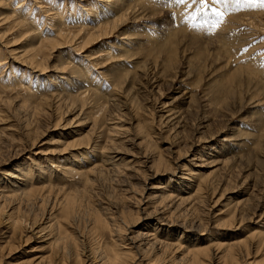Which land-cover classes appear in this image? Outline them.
<instances>
[{
    "label": "rangeland",
    "instance_id": "374dc122",
    "mask_svg": "<svg viewBox=\"0 0 264 264\" xmlns=\"http://www.w3.org/2000/svg\"><path fill=\"white\" fill-rule=\"evenodd\" d=\"M17 1L18 0H11V1L10 0H0V17H2L5 13L8 14L10 5L11 4L16 5ZM20 1L22 5L21 8L25 9V11L23 12L24 13L28 12V15H31V18H32L31 20L33 22L32 24L31 23L30 24L36 25L40 28L42 27L44 29L43 34L46 31L50 32L49 34H47L48 39H47V42H45L46 43L45 46L49 48L47 50L48 56L50 57L53 56V58H49L48 61L46 62L47 72L43 74L39 73L38 76L32 74L31 82L37 83L38 85L37 88L49 86L50 88L53 89L54 87H57L53 85L54 83L60 82V78H58V75H60V73L57 71L60 69L62 62L64 61L65 58L69 56H70V59H74L75 57H78L77 56L79 55L78 49L73 48L78 54L70 53V52L72 51L71 48L80 42L84 43V47H86L84 49L85 52L82 51L83 53H81V55L89 54L92 60H95L97 62V66L95 68L96 70H93L94 69L93 68L91 70V72L93 71V73L89 75V77H93L95 78V80H98L100 82V86H103V87H104V84L106 83L105 82L106 80L117 78L124 71L131 70V72L132 71L136 72L138 70L146 69L149 64L145 62L144 58L147 57L148 53L150 57L152 55L151 58L157 60V62H159L160 59L161 61L164 60L165 57L167 58L168 56H170L169 54L172 55L173 53L174 57L176 56L175 58L176 71L180 73L181 71H186L188 68H190L191 72L188 70L186 71L187 73L191 74L190 76L191 78L189 77L187 81L188 83H190L189 85H192L191 88L195 90L196 92L195 94L198 96V97L196 96L198 98L197 100L198 102L196 101L197 103H195V106H196L194 107L195 110L187 115L184 127L179 129L180 131L177 130L179 131L177 134L178 136H174L173 135L174 133H171L167 136V138H164V135H166L165 134L166 130L164 129L160 130L159 128H157L158 126L156 125L154 119L152 118V114H153L152 105L154 104V101L150 99V97L148 98V95L141 91L142 89L137 91V93L133 95L135 99L132 97L133 100L132 98H130L131 101H129L128 99V102H125V104L123 103L121 104V102L117 104L118 106L122 105L118 108V110L123 113L121 124L127 126V131L129 130L127 134L128 135L130 134L129 135L130 140L132 138V141H129V142L123 141L122 142L123 144L118 143V147L120 148L118 149L121 151L122 156L124 155H127L128 157H130L131 155L138 156L139 153H141L143 147L141 145H137V142L139 143V140H141L140 136L143 135L145 131L148 132V130H149V133L152 134V139L154 137L153 140L155 143H156L155 139H157V144L155 146L156 148L153 149L152 147L151 149L152 155L153 153L155 155L157 154L158 151H162L164 155H167L168 157H171V158H173L172 156H175V154L172 153L171 151L177 150L178 145L179 146L185 145L183 147V150H185V152H186V149L188 150L187 152L189 154L188 155L189 158L193 157L194 155H197L204 148H200V147L198 148L193 145L190 146L191 144H193L192 141L198 140V136L199 138L201 137L204 138V137H207V135L208 136L214 135V133H216L220 129L223 131L219 133L217 137L218 139H216L212 147L220 146L222 143L220 139H223V138H226V139L229 138L230 142L232 143L237 142L238 144V145H231V146L224 148L225 152H229L231 155L232 154L235 155L234 163L236 162L238 166H235L233 170L231 171V173L228 175L227 174L221 175L220 173L215 174V177H217V179L219 178L221 179L218 180L219 181V183L217 184L218 186L216 185V188H215L216 190L214 192L213 200H215L218 196L221 199H218L219 206L215 208L214 213L215 214L220 213V209H221V213H222V210L224 211V213L218 214L216 218L214 217L213 219L214 221L213 220L205 221L206 217L204 216L207 215L206 214V209H207L206 203L203 204L206 209L203 208V205L199 207V209L201 210L198 209L199 213L198 212L196 213L198 214L197 215L198 217H195L196 214H193V213L191 214V216L190 214L185 215V212L180 214L179 209L174 210L171 216H167L168 213H165L164 215L160 214L159 216V213L157 212L158 210L154 211L152 209L153 208V206H151L152 204L143 205V207L142 208L140 207L139 211L136 214L134 213V211L137 208L134 205L136 204V202L134 201V197L138 195V194L136 195V193H140L139 191L140 189L142 191L144 190L143 191V197H144L146 193L150 194L151 192L159 191L158 190L159 188H154L156 187V185H158V183H162L159 181L164 180L165 184L170 189L169 191H173V193H176L179 195H186V192L190 190L191 187H186L189 185H182L180 183L182 182V180L180 178L176 179V177L174 176V172L173 173L171 172L173 171L172 170V165L174 166L173 163L169 164L170 166L169 173H165V175L159 178L154 177L151 179L148 178L146 180H145L144 173H142L141 169H139V167L137 166L136 167L134 166L135 168L133 167V169L137 171L138 175L135 172H133L135 171L133 169L123 170V171L121 170V172L119 169H117L119 170V172L117 173V170L116 171L114 170L116 166L114 167L112 166L113 170L111 172L109 171L108 174L105 175V177L107 176L106 178L105 177L100 178L99 182L98 180L95 181L94 183L96 184L93 183L94 186L92 185L89 186L86 189L87 191L85 190V193H81V194L78 193V196L83 197L82 198L84 201L83 204L86 206H81L84 208V209L82 208V211H81L83 216L81 215L80 220L78 217L77 220L74 222V225L76 227L72 223L68 222L67 220L66 221L64 220L63 218L64 214L62 210L56 207H54L51 210L52 214L55 215V218H58L60 221H62L61 224L63 226H66L67 229L73 230L75 232L74 235L77 237L74 240L76 244L70 248L71 254L66 255L67 257H65L64 259V264H67V263L87 264L85 262L86 260H88V257L86 258L84 257L85 250L97 245L96 242L99 241L100 239L96 237L93 238L91 235L89 236V233L86 230V223H87L86 220L88 217L87 213L90 212L91 206H92V209L98 210L100 214H102L103 212L104 213L106 212L108 214L109 212H112L113 210V213L117 215L115 212L119 213L120 212L119 210L121 209V211L123 210V212H121L120 215L123 216L125 220L127 218L126 216L130 214L128 217L129 219L127 218V221L131 220L130 218H132L131 220L132 222L134 221L135 217L138 218L137 219L138 221L136 220V224L131 225V229L128 230L129 235L134 234L136 230L141 229V228L142 229L148 228L149 230H152L154 229L153 226H155L157 227V229H159V233L162 234L164 237H169V239L173 238V240L179 237L180 238L179 241L182 244H186L191 241H199L203 243V245L205 246L209 245L210 250H211L210 253L214 252L213 250L214 247H212V245L210 244L215 242V240H220L221 237H219L218 235L221 236V234L224 233V230L225 232H227V230L229 229V232L236 233L237 236L240 235L239 237H244L248 235L250 232H252L255 228H257L258 230L264 228V217H259V213L264 211V200L263 202L259 203L258 210L255 212V215L251 217V220L244 223L241 227L237 229L236 228L230 229V228H227L226 226L225 227L217 226L218 223H222L221 220L229 217L230 213L228 212L229 211L228 208L230 207V205H232V203L238 197L242 195L241 190L242 191L246 190L244 189V186L245 187L250 186V188L245 191L246 193H249L252 189L251 195L249 196L251 197L250 201H252V203H255V202L257 203L258 201H260L261 198L264 199V158L255 161L256 162L255 164L253 163V160H251L252 162L249 159L247 160L248 158L247 156L250 154L249 152H251L255 148V141H256L255 139L256 138L258 139L260 137V133H262L261 132L262 128H264V85H259V88H258L257 85L255 84L249 85L247 81L244 80L243 77L241 78L243 74L245 75L244 73L245 67L241 71H238L237 74L235 75V76L238 75V77H235L232 75L234 71V67L230 68L229 65L228 66L226 65V61L228 59H231L234 65L236 64L243 65V66L248 65L252 69H254L255 71L254 73L264 83V0H246V2L245 0L244 1L240 0L239 3H237L236 0L234 1L227 0L226 3L222 2V4L216 3L214 0H210L209 5L204 7L203 11H201V6L199 4L192 5L190 3V0H189L188 5H182V4L175 3L174 6L176 8H174V11L173 9L171 10L168 6L164 5L165 0H163L164 2L161 1L162 2L161 5L164 3L163 6L168 7V9L171 11L169 12L170 15L168 13V10L162 7L161 5H156L157 9L154 11H151L148 7L140 8L137 10L141 2L140 0H123L126 5L125 4L123 5L124 2L121 0H20ZM229 1L231 2V4H236V5L231 6V4L228 3ZM103 4L104 6L105 5L112 6L114 4H118L120 7H123L122 11L124 10V8L129 6L130 8L128 12L123 11L119 18V22L128 23L123 27L124 29L123 31L128 32L131 38L133 36H142L143 40H140L141 42H146L144 41V39L147 40L149 38L147 42L143 44L140 42L141 43L139 45L140 47L135 45L136 46L135 48L130 49L128 51H123L120 49L119 50L116 49V45L121 42V38H120L122 36L121 33L118 35V33L115 32V30H111L109 33V35L111 36H108L106 34V31L108 32V30L98 29V30H94L93 33L90 34L92 32V29H94V28H90V23L93 24L92 27L95 26V28H97L96 27L97 24L95 25L93 20H95V18L97 19V21L101 19L99 23H102L103 19L107 15L106 13L108 12L107 11L108 9H106V6L104 7ZM223 4H227L226 7L228 9L225 8L224 7L225 5ZM162 8L165 9L166 11L163 10ZM173 13L174 15L172 17ZM152 14L153 16H151ZM222 14L225 16V18ZM216 16L220 18L218 19V21L219 20L220 21L214 24L216 20ZM144 17H147V18L143 19ZM170 18L175 19L176 23L181 22L180 26L183 27L184 30H179V29L175 30V27L178 24L176 23L174 24V22L171 21ZM225 22L227 23L229 22L231 24L228 23L229 24L228 25ZM102 24H105V23H102ZM165 24H169V26L171 27V30L173 31H171L172 32L171 37L169 36L170 43H168V47L169 46L170 47L168 48L166 46L164 50V48L159 47L160 49H158V47H156L155 45L153 46L149 42V40L155 35L159 27ZM225 24L227 27H223V25L225 26ZM149 25H151L152 28H149L150 27ZM9 28H10V23H6L3 25L1 29V33H5L6 31L11 30L10 32H6L4 34L5 42L16 40L17 41L16 46L19 48L21 53H23L25 56L31 55V53L33 52L32 51L30 53V51L33 50L32 44L27 39H23L19 30L9 29ZM153 30L155 31V33L151 32ZM225 31L226 33L222 34ZM105 35L107 36L104 37ZM58 39H59V42L61 41L66 42L67 40L68 41L70 40L71 44L67 46L63 45V48H61L60 50L56 49L53 52V49L55 48H51V44L58 43L57 42ZM10 43H13V42H10ZM110 45H114V46H110ZM154 48L156 51L154 50ZM108 49L111 51H114L112 58H109L104 54V52ZM171 49L173 51H171ZM164 51H165V54H163ZM156 57L157 58L159 57V58L156 59ZM120 59H123V60H120ZM164 62L165 61H163V63ZM164 64H166V62ZM14 67H15L13 68L14 72H10V74L12 73L14 75L13 79H18L17 73H19V71L16 69H18L17 67L19 66L18 64L15 63ZM65 72L68 73V71H65ZM167 72L168 71H165V73ZM6 73L7 72L5 71L3 74H6ZM165 73L163 72L165 80H163V84L160 87V92L162 94L164 93V96L168 95L169 89L173 87L172 85L173 80L169 81V78H167ZM228 75L229 77L227 78ZM234 78H236L237 81ZM23 79H25L26 83L29 82V76L24 75ZM229 79L232 82L229 81ZM227 80L229 82H227ZM238 81L239 82L242 81V82L239 84ZM84 82H86V80L82 82L79 80L77 81V84H75L72 81H69V83H67L68 85L66 84L65 89L66 90L71 89V87H75V85H77L81 87V89H79L80 90L79 92L82 91V93L80 94H84L85 92L84 89L87 88V87H84L83 89L82 84ZM63 83L64 82H62V85ZM252 86H255V88L257 89L253 88ZM228 88L230 90H228ZM101 89L102 88L100 87L98 90L102 91ZM231 89L232 90L234 89V90L231 91ZM88 90L90 91V89ZM58 92H61V91H58ZM67 92L70 93L71 90H67ZM94 92L96 91L92 90V92L88 94V95H91L88 101H90L91 98L94 96L95 94ZM23 93L24 92L22 90L18 94H12L9 92V94H7L6 96V94L3 95V93L0 91V95H3L4 98H14V96L15 98L17 96L18 98H22ZM20 94H22V96ZM231 94L233 95L231 96ZM154 96L156 99L157 94H155ZM96 97L98 98V96ZM202 97L203 99L206 98L205 101L208 102V104L205 106H203ZM83 98H86V97L83 96ZM69 101H73L74 102L73 104L75 105V107L72 109H68V111H66V114H68L67 116L66 114H63L62 111L55 112L56 113L55 114V113L50 112L49 110H45V114L42 115L41 118H39L38 120H35L34 125L32 124V126H29L27 128L29 132L31 133L30 135L25 134L27 131L25 130L26 127L24 124L31 123L32 118L27 117L26 115L24 116L21 110L19 111L15 110L14 105L6 106L5 110H2L1 111L2 113L0 112V115L2 116V117L0 116V119H1L0 127L1 126L5 127L4 130L2 131V134H0L1 135L0 136V161L1 160L4 161V162L2 161L3 162L2 165L0 164V178H2V175L5 173V171L11 173L13 170H15L18 173V171H22V170L30 168V177L32 181L36 182V181L44 180L42 178H46L49 175L50 171L52 172V174L50 173L51 178H52L51 181H53V175L58 176L59 173L55 171L52 167H50L49 159H53L56 157L62 158V156H59L58 153L51 154L49 152L51 148V146L49 145V141L52 139V136L54 135L61 136V140H62L61 147L65 146L68 143V141H71L76 137L83 136V140L86 141L87 138L89 140L95 136L96 132L93 130H90L91 121L95 118L97 119V124H98L99 123L98 120L102 118L101 114L102 115L106 114L104 113L105 111L102 110L103 108L101 107L103 105L102 102L100 101L88 102L87 105H85L84 107V110H85L83 111L84 113L82 112L80 117L77 116L76 117L77 119H76L73 117L78 113L76 109L79 107V102L81 101V99L77 96H71L69 98ZM133 102H135L134 106H131ZM116 106L115 105L113 106L114 109L118 107ZM64 110L66 109L64 108L63 111ZM74 111H76V113ZM57 113H59L60 115ZM94 116H97V117H94ZM58 117H61L59 121H57ZM153 117H154V114H153ZM71 118H73L74 121L68 123V121H70ZM84 118H86L87 120ZM202 118H205L208 120L209 122L208 125L207 126L205 125L207 128L204 126L202 127L203 124H206L205 121H202L203 120ZM79 120H82V121L78 122ZM54 121L55 122L57 121L58 126L50 127L55 123ZM66 122L68 125L66 124ZM34 127H37L38 133L32 131L33 130L32 128ZM150 130L152 132H150ZM135 133H138V134H135ZM42 134L43 136H41ZM131 134L133 136H131ZM34 135L38 137H36V141L32 142L30 137H33ZM252 138L255 141L252 140ZM158 141H161V142H158ZM168 142L169 144H172V146L174 145L176 147L173 146L170 149ZM32 143L33 145L35 144L34 147L31 146ZM81 144H84V143H81ZM77 149L78 150H72L76 153L72 155H67V157L64 158L65 160L63 161H70L71 163H73L74 166L83 168L87 166L91 161H93L94 159L98 157V154L96 152L90 154V151L88 149H85V147L77 148ZM169 162H172V161H170L169 159ZM187 167L188 168L191 167L190 169H192L193 171L196 170V167L194 165L189 164V166ZM212 169L213 168L209 169V171ZM184 175L185 176L183 178L190 177V174L188 173ZM168 176L169 178H171V180H168V178H165ZM243 176L247 178V180H245ZM121 180L123 181L121 182ZM69 182H67L68 183L67 185L70 190L72 189L80 190L84 186L83 185L84 182L82 178L79 179V177L77 176L69 178ZM82 182L83 184H81ZM189 182H192V179H189L188 183ZM249 183L250 184L253 183L255 184V186H251L249 185ZM141 184H143L144 186ZM221 184H223V186ZM123 188L125 191L122 190ZM75 190H73L72 193L75 192L74 194H76ZM209 194H210V191H209ZM245 194H243L242 196H246ZM220 195H222L223 197ZM137 197H139V195ZM252 197L256 199H253ZM104 207L106 209H104ZM25 208L24 207L21 208L20 210L21 215L29 219V216L31 217L34 214H37L39 215V217L37 216L38 217L37 219L41 218L40 220L41 222L43 220L42 218L45 216L47 212V207H45L44 205L38 207L37 205L30 203L28 204V206H25ZM125 209L126 211L128 210V213L125 212ZM124 212L126 213V215ZM60 215H62V217ZM165 216L167 217L165 218ZM185 216L187 218L186 221H185L186 219ZM164 218L167 220L164 221L165 220ZM194 218H197V220ZM158 219L159 220L162 219V222L157 221ZM177 221L180 223L185 222V224L188 223V225H185V226H189L191 224L190 226L194 228L197 227V230L195 228V230L192 229L193 231H187V232L184 231L183 233H179L180 231H182V228L181 227L178 228L176 224L173 225L174 222H177ZM215 221L217 223H215ZM9 223L10 221L7 219L6 211L1 213L0 215V264H16L18 263V261L22 260L23 258L33 261V259L34 260L37 259L36 257H40V256L46 257V255L48 257L50 255L52 251L51 249H53L52 244H50L49 242L51 241V239H49L47 236H44V233H39L37 231L38 227L34 228L32 232H35V233L32 234V232H29L26 229L27 227L26 228L20 227L19 229L16 228L14 231V229L10 227L11 225ZM42 223L44 224V222ZM43 224H41L39 227H41ZM68 226L70 227L73 226V227L70 228ZM76 228H77V231H76ZM115 228L117 230V232L115 233H114V231H116L115 229H113L114 231L112 230L111 232L110 230L104 229L103 231L105 233L101 237V240L103 239V241H108V243L110 242L112 243V245L113 243H115L118 247H121V244H122L120 240L121 235L122 234L124 235V233L126 232L122 230H118L117 227ZM204 228L206 229V231L202 230ZM130 231H133V232L130 234ZM87 234H88V237H87ZM78 239L79 241H77ZM4 242L6 243V245H4L5 244ZM77 242L80 245L77 244ZM75 247L80 248V249H77ZM79 250L81 254H79ZM72 252L73 253L76 252L78 257L72 255L73 254ZM253 252L251 253L250 251L249 255H247V257L250 256L249 258L243 257V255H241L240 259L243 260L241 264H248V261H250L251 258L258 259L259 257H263L262 258L263 260L261 261L264 262V253H263L264 251L259 252L257 254L259 256L257 257H254L255 254ZM174 254L176 258L178 259V256L176 255L178 253L174 252ZM136 257L137 256L135 255V253L132 252L131 255L126 257L123 264H161V263L171 264L173 256L171 258L169 257L160 258V260H163L164 262H161L159 258H156L155 260V256L152 253L147 256H143L142 259H137ZM76 259L78 261H76ZM214 259L215 258H212L211 259L212 261L210 260L209 263L217 264V261H215ZM240 259L239 261H242ZM67 260L69 262H67ZM154 260L157 263H155ZM232 264H235V263H232Z\"/></svg>",
    "mask_w": 264,
    "mask_h": 264
},
{
    "label": "bare ground",
    "instance_id": "6f19581e",
    "mask_svg": "<svg viewBox=\"0 0 264 264\" xmlns=\"http://www.w3.org/2000/svg\"><path fill=\"white\" fill-rule=\"evenodd\" d=\"M121 1H123V0H121ZM140 1H141L140 5L137 8V10L140 8L148 7L151 11H154L157 9L156 5H161V3H162L161 1H163V0H140ZM20 2L21 1L18 0L16 5L11 4L10 8H9V13L8 14L5 13L2 17H0V48H1V50H0V91L3 93V95L6 94V96H7V94H9V92L12 94H18L22 90L24 93H23V96H22V94H20L22 96V98H18V96L16 98H15V96H14V98H4L3 95H0V112L2 110H5L6 106H11V105L13 106L14 105L15 110H18V111L21 110L23 112L24 116L26 115L27 117L32 118L31 123L24 124L26 127L25 130L27 131L25 133L26 135L31 134L27 128L29 126H32V124L34 125L35 120H38L39 118H41L42 115L45 114V110H49L52 113L62 111L63 114H66V111H68V109L74 108L75 107V105L73 104L74 102L69 101V98L71 96H77L81 99V101L79 102V107L76 109V111H78V113L73 118H76L77 116L80 117L81 113L83 111H85L84 110L85 105H87V103L91 102V101L102 102L103 105L101 107H103L102 110L105 111L104 113H106V114L105 115L101 114L102 118H100L98 120L99 121L98 124H97V119H95V118L93 120L91 119L92 121H91L90 130H93L96 132V133L94 132L95 136L92 139L88 140V138H87V140L85 141V140H83V136L82 137H76L73 140L68 141V143L65 146L61 147L62 146L61 145V143H62L61 136L60 135L52 136V139L49 141V145L51 146L49 152L51 154H57L58 153L59 156H62V158L56 157L53 159H49L50 167H52L55 171H57L60 174V175L58 174V176L53 175V181H51L52 180L51 175H50V173L52 174L51 171L46 178H42L44 180H40V181H36V182L32 181L31 177H30V168L22 170V171H18V173L15 170H13L11 173L5 171V173L2 175V178H0V215H1V213L6 211L7 219L10 221V223H9L11 225L10 227H12L14 229V231L16 228L19 229L20 227H25V228L27 227L26 229L29 232H32L34 230V228L38 227L37 231L39 233H44V236H47L49 239H51V241H49V242H50V244H52V247H53V249H51L52 251L48 257H47V255H46V257H43V256L42 257L41 256L36 257L37 259H35V260L33 259V261L26 259V258H23L22 260L18 261V263H16V264H64V259H65V257H67L66 255L71 254L70 248L76 244V242L74 240L77 237L74 235L75 232L73 230L67 229L66 226H63L61 224L62 221H60L58 218H55V215L52 214L51 210L54 207L62 210V212L64 214V216H63L64 220L65 221L67 220L68 222H70L74 225V222L77 220V218L79 217V220H80V216L82 215L81 211H82L83 207H81V206H86L83 204L84 203V201L82 199L83 197L78 196V193H80V194L85 193V190L89 186H91V185L94 186L93 183L97 180L99 182V179L105 177V175L108 174L109 171L111 172L113 170L114 166H116L114 168V170L116 171L117 169H119L120 172H121V170L122 171L123 170H132L134 166L135 167L137 166V167H139V169H141L142 173H144L145 180H146L148 178L151 179L154 177L159 178V177L165 175V173H169L170 172L169 164L173 163L174 164V166L172 165L173 171H171V172L172 173L174 172V176L176 177V179L180 178L182 180V182H180L182 185H189L186 187L192 188V189L190 188V190L186 192V195H179V194L173 193V191H169L170 189L167 187V185L165 184V181L163 180V181H159L162 183H158V185H156V187H154V188H159L158 189L159 191H154V192H151L150 194L146 193V195L144 197H143V191L144 190L142 191L140 189L139 191L141 194L136 193V195L138 194L139 197H137L138 195L134 197V201L136 202V204H134V205H135V207H137L136 210L134 211L135 214L139 211L140 207L141 208L143 207V205L152 204L151 205V206H153L152 209L154 211L158 210L157 212L159 213V216H160V214L164 215L165 213H168L167 216H171L173 211L176 209H179L180 214L185 212V215L190 214V216H191L192 213L196 214L199 210H201V209H199V207L202 206L204 203H206V208H207L206 209L203 205V208L206 209V214H207L206 216H204V217H206L205 221H210V220L212 221L214 219V217L216 218V216L218 214H223L224 211L222 210V213H221V209H220V213H218V214L214 213L215 208H217V206H219L218 199H221L218 196L215 200H213L214 192L216 190L215 189L216 185L219 183L218 180L221 179V178L217 179V177H215V174L220 173L221 175H226V174L228 175L231 173V171L233 170V168L235 166H238L236 162L234 163L235 155H233V154L231 155L229 152L224 151V148H226L228 146L238 145L237 142L232 143L229 141V138L228 139L223 138V139H220V141L222 142L220 146H218V147L213 146L212 147V145L214 144L216 139H218L217 137H218L219 133L222 132L223 130L220 129L219 131L214 133V135L210 134L211 136L207 135V137H204V138H202V137L199 138V136H198V140L192 141L193 144H191L190 146L193 145V146H196L198 148L200 147V148H204V149L200 153H198L197 155H194L191 158L188 157V155H189L187 152L188 150L186 149V152H185V150H183V147L185 145H183V146L178 145L177 150H172V151L170 150L172 153L175 154V156H172L173 158L168 157L167 155H164V153L162 151H158L157 154L154 155V153H153V155H152L151 149H152V147H153V149L156 148L155 146L157 144V139H155L156 140V143H155L153 140L154 137L152 139V134L149 133V130H148V132L145 131L143 133V135L140 136L141 140L138 139L139 143L137 142V145H141L143 147L141 153H139L138 156H135V155H131L130 157H128L127 155L122 156L121 151L119 150L120 148L118 147V143H122L123 141H125V142L126 141H128V142L132 141V138L130 140V138H129L130 134L129 135L127 134V132L129 131V130L127 131V126L121 124L122 118H123V113L120 112L118 110V108L122 105L118 106L117 104L119 102H121V104L122 103L125 104V102H128V99H129V101H131L130 98H132L133 95L141 89H142L141 91L143 93L148 95V98L150 97V99H152L154 101V104L152 105V111H153L154 117L152 114V118L154 119L156 125L158 126L157 128H159L160 130H162V129L166 130L165 131L166 135H164V138H167V136L171 133H174L173 134L174 136H178L177 134L180 131L179 129L184 127L187 115L195 110V108H194V107H196L195 103L198 102L197 101L198 96L195 94L196 93L195 90H193V88H191L192 85H189L190 83H188V81H187L189 79V77L191 76L190 73L186 72L187 70L190 71V68H188L190 66L187 67L188 69L186 71H181L179 73L175 69L176 68L175 67L176 56L174 57L173 53H172V55L169 54L170 56H168L167 58L165 57V59L162 61L160 59V61H159L160 63L157 62V60L151 58L152 55L150 57V55L148 53L147 57L144 58L145 62H147L149 64L146 69L138 70L136 72L135 71L131 72V70L124 71L120 76H118V77L116 76L117 78L106 80L105 81L106 83L104 84V87H103V86H100V82L98 80H95V78H93V77H89V75H91L93 73V71L91 72V70L93 68H94L93 70H96L95 68L97 66V62L95 60H92V58L89 56V54L88 55H85V54L81 55V53H83L82 51H84V49L86 47H84V43L80 42V43H77L74 47H72L71 48L72 51L70 52V53H76V54L79 53V55H77L78 57H75L74 59H70V56L65 58L64 61L62 62L60 69L57 71L60 73V75H58V78H60V82L53 84L54 86H57V87H54L53 89L50 88L49 86L37 88V86H38L37 83L31 82L32 74L38 76L39 73L43 74V73L47 72V70H46L47 63L46 62L48 61L49 58H53V56L52 57L48 56L47 50L49 48L47 46H45V44H46L45 42H47V39H48L47 34H49L50 32L46 31L43 34L44 29L42 27L40 28L36 25H31L33 22L31 20L32 19L31 15H28V12L27 13L23 12V11H25V9L21 8L22 5ZM245 2H246V0H245ZM248 2H250V1H248ZM175 3H176L175 0H165V4L164 3L163 4L168 6L171 10L173 9V11H174V8H176L174 6ZM228 3L231 4L230 1ZM124 4H125V2L123 3V5ZM163 4L161 6L164 7L165 9H167L168 13L171 12L168 9V7L163 6ZM221 4H222V2H221ZM223 5H225L224 7L227 8L226 7L227 4H223ZM232 5H236V4H231V6ZM103 6H104V4H103ZM105 6H106V9H108L107 11L108 12L110 11L111 13L110 12L106 13L107 15L105 16V18L103 19V22H102L105 24L99 23V21H101V19H99L97 21V19L94 17L95 20H93V22L95 23V25L97 24L96 25L97 28H95V26L92 27L93 24L90 23V28H94V29H92V32L90 34H92L94 30H98V29L108 30V32L106 31V34L108 36H111V35H109L111 30H115V32H117L118 35L121 33L122 34V36L120 35L121 36L120 37L121 42L116 45V49H118V50L120 49L123 51H128L130 49L135 48L136 46H139L141 43L143 44V43L147 42V40L149 38L147 40L144 39V41H146V42H141L140 40H143L142 36H133L131 38L129 36L128 32L123 31L124 30L123 27L128 23L119 22V18H120L123 11L128 12V10L130 8L129 6L124 8L123 11H122L123 7H120L118 4H114L112 6L111 5H105ZM229 8H230V6H229ZM165 9H163V10H165ZM219 10H220V8H219ZM169 15H170V13H169ZM173 15H174V13L172 14V17H173ZM151 16H153V14ZM146 18L147 17H144L143 19H146ZM224 18H225V16H224ZM218 19H220V18L218 16H216V20H215L214 24H216L217 22L220 21V20L218 21ZM170 20L173 21L174 24L176 23L175 19L170 18ZM177 22H179V21H177ZM6 23H10L9 29L19 30L23 39H27L32 44L33 50H31L30 53L32 51L33 52L31 53V55L25 56L23 53H21L19 48L16 46V44H17L16 40H11V41L5 42V35L4 34L6 32L11 31V30H9V31H6L5 33H1V29H2L3 25ZM180 23H176L179 26L176 25L175 30H177V29L184 30L183 27L180 26ZM199 23H200V21H199ZM225 23H227V22H225ZM28 24H30V25H28ZM229 24H231V23H229ZM149 26H150L149 28H152L151 25H149ZM223 27H227L226 24H225V26L223 25ZM85 28H86V26H85ZM149 28H147V29H149ZM171 31H173V30H171V27L169 26V24L161 25L156 33L154 30L151 31V32L155 33V35L149 40V42L153 46L155 45L156 47H158V49L164 48V50H165V47L166 46L168 47V43H170L169 40H170V37L172 35ZM225 33H226V31L222 34H225ZM107 35H105L104 37H106ZM135 35H136V33H135ZM145 35H147V34H145ZM104 37H103V39H104ZM10 42H13V43H10ZM57 42L58 43L51 44V48H55V49H53V52L56 49L60 50L61 48H63V45L67 46V45L71 44L70 40L69 41L67 40L66 42L65 41L59 42V39H58ZM110 46H114V45H110ZM73 48L78 49L79 52L77 53ZM155 48H154V50H155ZM161 50H163V49H161ZM171 51H173V50L171 49ZM113 53H114V51H111L109 49L104 52V54L109 58L113 57ZM163 54H165V51ZM120 56H118V57H120ZM158 58L156 57V59H158ZM120 60H123V59H120ZM163 61H165L166 64H164L165 62L163 63ZM15 63L18 64V66H19V67H17L18 69H16L19 71V73H17L18 79H13L14 75L12 73L10 74V72H14L13 68H15L14 67ZM226 65L227 66L229 65L230 68L234 67V71L232 70L233 76H235L238 71H241L245 67V72H244L245 75L243 74L241 76V78L243 77L244 80L247 81V83L249 85H253V84L257 85L258 88H259V85H264V83L254 73L255 72L254 69H252L250 66H248V65L243 66V65H239V64L234 65L232 63L231 59H228L226 61ZM5 71L7 73L3 74ZM65 71H68V73H66ZM139 71H140V73H139ZM165 71H168V72L165 73ZM163 72L166 74L167 78H169V81L173 80V84L171 83L173 85V87L171 89H169V94L165 95V96H164V93L162 94L160 92V87L163 84V80H165ZM24 75L29 76V82L28 83H26L25 79H23ZM228 77H229V75L227 76V78ZM235 77H238V75ZM234 79L236 80V78H234ZM79 80L81 82L86 80V82H84L82 84L83 89H84V87H87L86 89H84V91H85L84 94H80V93H82V91L79 92L80 91L79 89H81V87H79L77 85H75V87H71V89H67V90H71L70 93L67 92V90L65 89L66 84L69 83V81H72L75 84H77V81H79ZM229 81H231V80L229 79ZM229 81L227 80V82H229ZM62 82H64L63 85H62ZM164 82H166V81H164ZM241 82H239V84ZM194 84H196V83H194ZM237 85H238V83H237ZM227 86H229V85H227ZM100 87L102 88L101 90L103 92L98 90ZM252 87L255 88V86H252ZM88 89H90V91ZM255 89H257V88H255ZM92 90L96 91V92H94L95 94L93 96L96 99L92 97L91 100L88 101L89 97L91 96L88 94L90 92H92ZM228 90H230V89L228 88ZM233 90L231 89V91H233ZM58 91H61V92H58ZM253 92H255V91H253ZM153 94L154 95L157 94L156 99H155V96ZM233 94H234V92H233ZM233 94H231V96ZM83 96L86 98H83ZM96 96H98V98ZM203 97H202L203 106H205L208 104V102L205 101L206 98L203 99ZM133 98H132V100H133ZM199 98H201V97H199ZM134 103L135 102H133V104L131 106H134ZM114 105L115 106L117 105L118 107L116 106L117 108L114 109V107H113ZM200 105H201V103H200ZM64 108L66 110L63 111ZM129 109H130V107H129ZM76 111H74V112L76 113ZM57 114H59V113H57ZM67 115L68 114H66V116ZM94 117H97V116H94ZM60 118L61 117H58L57 118L58 120L57 119H55V120L59 121ZM73 118H71L70 121H68V123L73 122L74 121ZM84 119H86V118H84ZM202 119H203L202 121L206 122V124H203L202 127L203 126L206 127L209 122L205 118H202ZM22 121H24V120H22ZM57 121L56 122L54 121L55 123L50 127L58 126ZM81 121L82 120H79L78 122H81ZM66 124H67V122H66ZM257 124H258V122H257ZM4 128L5 127H2V126L0 127V134H2V131L4 130ZM32 129H33L32 131L38 133L37 127H34ZM177 130H179V131H177ZM150 132H152V131L150 130ZM158 132H156V133H158ZM261 132L262 133H260V137L258 139L257 138L255 139L256 141L252 138V140L255 141V148L251 152H249L250 154L247 156L248 157L247 160L248 159L250 161L253 160L254 164L256 163L255 161L264 158V149H263L264 148V128H262ZM43 134H44V132H43ZM43 134L41 136H43ZM135 134H138V133H135ZM203 134H202V136H203ZM139 135H140V133H139ZM131 136H133V135L131 134ZM36 137H38V136L34 135L33 137H30L32 142L36 141ZM138 138H139V136H138ZM177 139H178V137H177ZM80 140H82V141H80ZM252 140H250V141H252ZM158 142H161V141H158ZM81 143H84V144H81ZM168 144H169V142H168ZM34 145L32 143L31 146L34 147ZM173 146H172V144H169L170 149ZM84 147H85V149H88L90 151V154H92L94 152H96L98 154V157L96 159H94L93 161H91L87 166L80 168V167L74 166L73 163H71L70 161H63V160H65L64 158H66L67 155H72V154L76 153L72 150H78L77 148H84ZM174 147H176V146H174ZM135 154H137V153H135ZM13 158H14V156H13ZM169 159L172 162H169ZM2 161L3 160L0 161L1 165L4 162V161L3 162ZM189 164L194 165L196 167V170L193 171L192 169H190L191 167L188 168L187 166H189ZM211 168H213V169L209 171V169H211ZM119 170H117V173L119 172ZM133 170H135V169H133ZM133 172H135L137 174L136 170ZM186 172L188 174H190V177H192V178H190V177L183 178L185 176L184 174H187ZM75 176L79 177V179L82 178V180L84 182V184H83V182L81 183L84 186L80 190H75V189L70 190L68 185H67L68 184L67 182H69V178H72ZM108 177H109V175H108ZM165 178H168V180H171V178H169V176L165 177ZM189 179H192V182L188 183ZM243 179H241V180H243ZM222 180H224V179H222ZM245 180H247V178H245ZM122 181L123 180H121V182ZM94 184H96V183H94ZM141 185H143V184H141ZM221 185L223 186V184H221ZM249 185L255 186V184H253V183L252 184L249 183ZM249 188H250V186H248V187L244 186V189H246V190H248ZM252 188H254V187H252ZM73 190L76 191V194H74L75 192L72 193ZM122 190L125 191L124 188ZM246 190H243V191L241 190L242 195L246 193L245 192ZM254 190H253V192H254ZM209 191H210V194H209ZM251 191H252V189H251ZM251 191L249 193H246L245 194L246 196H242V195L240 196L239 195L240 197H238L232 203V205H230V207L228 208V210H229L228 212L230 213L229 217L221 220L222 223H218L217 226H220V227L226 226L227 228H230V229L231 228L237 229V228L241 227L244 223L251 220V217L253 215H255V212L258 210L259 203L263 202V200H264L263 198H261L260 201L257 200L258 201L257 203L256 202L252 203V201H250L251 197H249L251 195ZM226 193H227V191H226ZM209 195H211V196H209ZM253 195H254V193H253ZM220 196H222V195H220ZM225 197H227V196H225ZM253 199H256V198H253ZM209 200H210V202H209ZM122 202H124V201H122ZM30 203H33V204L37 205L38 207L43 206V205L45 207H47V212H46L45 216L42 218L43 220H45V221L42 220V222H44V224L40 221L41 218L37 219L39 217V215H37V214H34L31 217L29 216V219L20 214L21 208H23V207L25 208V206H28V204H30ZM110 208H108V209H110ZM104 209H106V208L104 207ZM122 209H124V208H122ZM171 209H173V210H171ZM119 211H120L119 213L115 212L117 215H115L113 213V210H112V212H109L108 214L106 212L104 213L103 211H102L103 213L100 214L98 212V210L92 209V206H91L90 212L87 213L88 217L86 220V222H87L86 223V230L89 233V236L91 235L93 238L96 237V238H100V239H99V241L96 242L97 245H95L92 248L90 247L87 250H85V252H84L85 256L84 255L83 256L85 258L88 257V260H86L85 263H87V264H123L126 257L131 255L132 252H134L135 255L137 256L136 257L137 259H142L143 256H147L151 253L155 256V260H156V258H159V260H160V258H166V257L171 258L173 256L171 264H174V263L175 264H210L209 262L212 258H215L214 260L217 261V264L218 263L219 264H227V263L228 264H232V263L241 264V262H243V260L240 259L241 255H243V257L249 258L250 256L247 257V255H249V252L251 251V253H252L254 251L253 252L255 254L254 257H257V256H259V255H257L259 252L264 251V228H262V227H261L262 229H259V230L257 228H255L252 232H250L248 235H246L244 237H239L240 235L237 236L236 233L229 232V229L227 230V232H225V230H224V233H222L221 236L218 235L219 237H221V239L219 238L220 240H215V242L210 244V245H212V247H214L213 250L215 252V253L214 252L210 253L211 250H210L209 245L205 246V245H203V243H201L199 241H191V242H188L186 244H182L179 241L180 240L179 237L175 238L174 240H173V238L169 239V237H164L162 234L159 233V229H157V227H155V226H153L154 229H152V230H149L148 228H146V229L141 228V229L136 230L134 234L129 235L128 230L131 229V225L136 224V220L138 218L135 217L134 221H132V222H131L132 218H130L131 220L127 221V218L129 217L130 214L128 216H126L127 218L125 220V218L120 215V213L123 212V210L121 211V209H120ZM129 211H131V210H129ZM125 212L128 213V210L126 211V209H125ZM125 215H126V213H125ZM197 215L198 214H196L195 217H198ZM60 216L62 217V215H60ZM136 216H138V215H136ZM167 216H165V218ZM259 217H264V211L259 213ZM185 218H186V216H185ZM117 219H118V221H117ZM194 219L197 220V218H194ZM217 219H219V218H217ZM160 220L158 219L157 221L162 222V219H160ZM166 220L167 219H165L164 221H166ZM186 220H187V218L185 219V221ZM169 221H170V219H169ZM173 221H174V219H173ZM37 222H38V224H37ZM188 222H189V220H188ZM257 222H258V220H257ZM215 223H217V222L215 221ZM41 224H43V225L41 227H39ZM175 224H176V226H178V228H180V227L182 228V231H180L179 233H183L184 231L185 232L193 231L192 229L195 230V228L197 230V227L194 228V227L190 226L191 224L189 226H185V225H188V223L185 224V222L180 223L177 221V222H174L173 225H175ZM68 227H70V226H68ZM72 227H70V228H72ZM115 227H117L118 230H122V231L126 232V233H124V235L122 234L123 236L121 235V239H120L121 243H122L121 247H118L115 243H113V245H112V243H110V242L108 243V241H103V239L101 240V237L105 233L103 231L104 229L110 230V232H111L113 229L116 230ZM183 227H185V228H183ZM207 229H209V228H207ZM202 230L206 231L205 228ZM76 231H77V228H76ZM133 231H130V234ZM199 231H201V230H199ZM115 232H117V230L114 231V233ZM34 233L35 232H32V234H34ZM32 234H30V235H32ZM81 237H82V235H81ZM87 237H88V234H87ZM115 237H116V235H115ZM113 238H114V236H113ZM77 241H79V239ZM77 244H79V243L77 242ZM4 245H6V243ZM75 248H77V247H75ZM77 249H80V248H77ZM174 252L178 253V254H176L178 256V259L176 258ZM79 254H81L80 250H79ZM72 255L77 256V253L74 252ZM70 258H72V257H70ZM262 258L263 257H259L258 259L257 258L256 259L251 258V260L248 261V264H264V262L261 261V260H263ZM77 259H76V261H78ZM239 259L242 261H239ZM68 260H70V259H68ZM68 260H67V262H69ZM155 260H154V262H155ZM167 260H168V258H167ZM160 261L164 262L163 260H160ZM160 261H159V263H160ZM155 263H157V262H155ZM67 264H69V263H67Z\"/></svg>",
    "mask_w": 264,
    "mask_h": 264
},
{
    "label": "snow or ice",
    "instance_id": "6c2138e0",
    "mask_svg": "<svg viewBox=\"0 0 264 264\" xmlns=\"http://www.w3.org/2000/svg\"><path fill=\"white\" fill-rule=\"evenodd\" d=\"M177 4H182V5H188L189 0H175ZM216 3H221V2H227V0H215ZM237 3L240 2V0H236ZM190 3L192 5L199 4L201 6V11H203L204 7L208 6L210 3V0H190ZM211 10V9H210Z\"/></svg>",
    "mask_w": 264,
    "mask_h": 264
}]
</instances>
